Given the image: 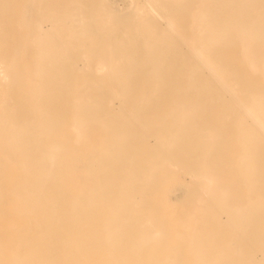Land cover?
I'll return each mask as SVG.
<instances>
[{
	"label": "rangeland",
	"instance_id": "1",
	"mask_svg": "<svg viewBox=\"0 0 264 264\" xmlns=\"http://www.w3.org/2000/svg\"><path fill=\"white\" fill-rule=\"evenodd\" d=\"M38 1L0 8V264H204L191 240L202 237L205 254L228 253L212 264H253L254 249L264 264V126L249 108L264 100V0H57L44 30L60 52L44 60ZM202 170L216 184L203 209ZM32 180L39 201L22 204Z\"/></svg>",
	"mask_w": 264,
	"mask_h": 264
},
{
	"label": "bare ground",
	"instance_id": "2",
	"mask_svg": "<svg viewBox=\"0 0 264 264\" xmlns=\"http://www.w3.org/2000/svg\"><path fill=\"white\" fill-rule=\"evenodd\" d=\"M233 1V0H232ZM249 1H252V0H249ZM39 4L37 3V7H36V11H35V15H34V18H33V29H32V33H31V42L32 44L34 45H40V48L36 53H38L40 59L44 60V58L48 57V55L52 54L53 57H58L59 56V50L53 46H51V44L49 43V35H48V32L44 29H46V27L48 26V23H46V21L48 20V18L52 17V18H55V16L58 15L59 11H57L56 8H58V4L59 2H57V0H40L38 1ZM136 3V2H135ZM3 7V2L2 0H0V8ZM138 8V7H137ZM223 8V7H222ZM229 9V8H228ZM62 14H64L63 18L70 22L69 23V26L68 28L72 30V18L70 16V13L63 10L61 11ZM191 14V12H189ZM194 14V13H193ZM200 14V13H199ZM83 15V14H82ZM192 15V14H191ZM193 16V15H192ZM196 17V15H195ZM56 19V18H55ZM203 19V16L201 15L199 20H197L200 23H202ZM194 20V19H193ZM3 21V16L2 14L0 13V67L3 63V59H2V56H1V52H2V49H3V44L5 43V41L3 40V37H4V34H5V29L4 27H2V22ZM238 21V20H236ZM81 22V21H80ZM261 24V27L264 26V20H260L259 21V25ZM143 28L147 29V24L146 23H143ZM236 25V24H235ZM239 25V24H238ZM197 26V25H196ZM189 27V26H188ZM194 28V27H193ZM241 28V27H240ZM200 33H203L202 30H199ZM245 34V37L246 35H248L247 32H243ZM214 35V34H213ZM212 36V35H211ZM244 36V35H243ZM81 37V36H80ZM215 37H217L215 35ZM239 37V36H238ZM236 38V37H235ZM247 39V38H246ZM248 40V39H247ZM250 40V39H249ZM213 42V41H212ZM214 43V42H213ZM245 43V42H244ZM72 47V46H71ZM240 48V47H239ZM28 49V48H27ZM67 49V48H66ZM27 51V50H26ZM33 53V52H32ZM76 53V52H74ZM28 54V53H27ZM33 55V54H32ZM37 55V54H36ZM247 56V55H246ZM81 57V56H79ZM83 58V57H82ZM80 59V58H79ZM109 59V58H108ZM46 60V59H45ZM206 63V62H205ZM39 64V63H38ZM37 64V66H38ZM50 65V64H49ZM96 65H97V62H96ZM95 65V66H96ZM246 65V63H245ZM46 65L43 64L39 69H36L35 65L33 64L32 65V71L33 72H37L38 71H44L46 70ZM54 70H58L57 69V66L54 65ZM84 67V66H83ZM86 67V66H85ZM88 67V66H87ZM94 67V66H93ZM225 68V67H224ZM250 68H251V65H250ZM261 68V66H260ZM86 69V68H85ZM99 69L100 70H104V66L102 64L99 65ZM96 70V69H94ZM93 70V71H94ZM98 70V69H97ZM112 71H117L118 70V66H112L111 68ZM197 70V69H196ZM3 71H5L3 69ZM86 71V70H85ZM213 71V70H212ZM262 71V70H261ZM107 72V71H106ZM206 72V71H204ZM260 72V71H259ZM98 73V72H97ZM190 73V72H189ZM39 74V73H38ZM214 74V73H213ZM219 74V73H218ZM260 75V74H259ZM4 76L3 72H2V69H0V78H2ZM216 77V76H215ZM219 77V76H218ZM217 77V79H218ZM7 78V77H5ZM187 79V78H186ZM263 79V78H262ZM6 80V79H5ZM219 80V79H218ZM34 81V80H33ZM221 82V81H220ZM187 83V82H186ZM191 85V84H190ZM11 90V89H10ZM175 90V89H174ZM184 92V91H182ZM33 94V93H32ZM121 97V96H120ZM5 98V97H4ZM113 99V98H112ZM36 100V99H35ZM108 100V99H107ZM77 101V100H76ZM35 102V101H34ZM72 102V101H71ZM246 102V101H245ZM108 103V102H107ZM242 103V102H241ZM243 105V104H242ZM244 106V105H243ZM256 109L255 107L252 109V107H249L252 111H253V114H254V119L256 118L258 120V122L260 123V125L264 126V100L261 98L259 100V102L257 103L256 105ZM245 107V106H244ZM247 109V108H246ZM244 110L240 116H239V120L243 121V124L246 125V127H249V128H252L254 130H257L259 132L260 135H262V132L260 130V128H258L259 126L256 124V122L254 120H248V110ZM33 110V109H32ZM3 113V112H2ZM125 113V112H124ZM35 116V115H34ZM131 119V118H130ZM237 119V118H235ZM6 122V121H5ZM72 122V121H71ZM25 124V123H24ZM13 125V124H12ZM27 125V124H25ZM141 125V124H140ZM74 129H76V124L75 122L72 123L71 125ZM235 126V125H234ZM71 127V128H72ZM176 127V126H175ZM72 128V129H73ZM101 128V126H100ZM102 129V128H101ZM3 128H2V124H1V121H0V146H2L4 143H7L8 144V141L6 138H3L2 137V134H3ZM206 130V129H205ZM103 131V129H102ZM159 131V130H158ZM74 133V131H72ZM237 132V130H236ZM236 137V136H235ZM75 138V137H73ZM143 139V138H142ZM74 140V139H73ZM236 140V139H235ZM117 142V141H116ZM237 142V141H236ZM159 143V142H158ZM157 145V144H156ZM57 146V145H56ZM240 146V145H239ZM154 148V147H153ZM20 150H21V147H20ZM24 151V150H23ZM249 151V150H248ZM3 152V151H2ZM240 152V151H239ZM248 153V152H247ZM7 156V154H6ZM21 158V160H26L27 159V155L25 153L22 152V154L19 156ZM237 157V156H236ZM235 157V158H236ZM207 158V157H206ZM10 160V159H9ZM14 162V161H13ZM23 162V161H22ZM16 163V162H15ZM15 163H13L14 165H16ZM235 163V162H234ZM158 166V165H157ZM172 166V165H171ZM242 166H243V173L246 174L248 172V168L250 166V163H249V156L247 154H243L242 155ZM22 167V166H20ZM175 167V166H174ZM22 170V169H21ZM144 170V169H143ZM221 170V169H220ZM23 171V170H22ZM24 173V172H22ZM151 175L154 174L153 171L150 172ZM238 173V172H237ZM25 175V174H24ZM239 175V174H238ZM190 176V175H189ZM195 181L197 183V194H196V199H197V204H196V207L197 208H202L200 207L201 206V203L203 200H206L208 199V195L209 193L213 192L216 188V184H215V178L209 174V172L207 170H202V171H199L197 172L195 175ZM240 177V175H239ZM191 178V177H190ZM24 181H25V178H24ZM32 185L29 186V189L25 190L24 193L22 194V198H21V201H22V204H26V201L29 200V201H33L35 203H37V200L38 198H34V195H39V190H38V187L39 186H36V180H32ZM195 183V184H196ZM246 192V191H245ZM247 193V192H246ZM8 194V192H7ZM8 196V195H7ZM9 197V196H8ZM192 197V196H191ZM213 197L219 201L217 203L218 205V208H216L215 210L212 211V216L213 217H217V221H220L218 222L219 223V226H223L225 225V223L222 221L221 222V217H223L222 215V200L226 199V196L223 194V193H213ZM131 199V198H130ZM39 201V200H38ZM133 204V203H132ZM195 207V206H194ZM41 209V208H40ZM203 209V208H202ZM208 209V208H207ZM79 213V212H78ZM82 213V212H81ZM86 214L89 213L88 211L85 212ZM234 216L236 217H240V216H247V215H250V217L254 216L256 214V211L253 210H249L248 208L245 210V212H242L241 210H235L234 212H232ZM191 216V215H190ZM192 217V216H191ZM190 217V218H191ZM243 218V217H242ZM245 220V218L243 219ZM226 224H228L229 226L227 227H230V225H232V221L231 220H227L226 221ZM35 226V225H34ZM103 227V225H102ZM36 228V227H35ZM149 232L147 233V235H143L142 237H146V238H150V237H153V232L155 231L154 227H150ZM235 233V232H234ZM104 235V234H103ZM110 235V234H109ZM108 235V236H109ZM111 236V235H110ZM169 236V235H168ZM203 238V237H202ZM202 238H193L191 239L192 240V245L195 246V248L193 249V252L195 254V261H200L201 263L204 262V264H212V263H220V262H223L225 257L227 256L228 253L226 252H220L218 253V255L216 256H210L209 254L207 255V253L205 254V252L202 251V248H200L204 243L202 240ZM196 239H199L198 241ZM42 242V241H41ZM31 246H34V244H32ZM138 247H145L147 248V244L144 243V242H141L140 245H138ZM257 250L254 249L253 251H251V253H248V255H244L245 257V260L249 261V262H252L253 264H260L261 263V256L260 258H256L255 257V252ZM224 256H222V255ZM245 254V253H244ZM142 262V260H140ZM37 264H59V260L57 259H54V258H40L38 259L37 261Z\"/></svg>",
	"mask_w": 264,
	"mask_h": 264
}]
</instances>
